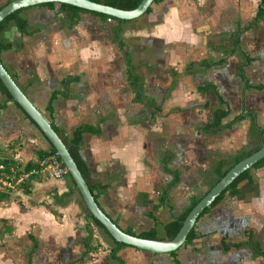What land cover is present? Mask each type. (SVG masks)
<instances>
[{
	"label": "crops",
	"instance_id": "0c3cea01",
	"mask_svg": "<svg viewBox=\"0 0 264 264\" xmlns=\"http://www.w3.org/2000/svg\"><path fill=\"white\" fill-rule=\"evenodd\" d=\"M261 1L160 0L121 22L72 18L58 4L26 7V32L10 21L0 33L9 44L0 62L51 125L67 135L91 129L80 155L109 186L98 197L103 212L123 229L162 237L217 181L220 164L230 168L264 139ZM0 105L1 151L23 165L49 150L1 92ZM216 110L226 115L207 129ZM36 176L29 194L15 189L0 202V220L13 226L0 241V264H27L32 240L31 264H264L254 255L264 251V164L202 213L194 239L174 254L115 246L82 214L67 178ZM88 234L92 250L84 251Z\"/></svg>",
	"mask_w": 264,
	"mask_h": 264
},
{
	"label": "water",
	"instance_id": "95a60500",
	"mask_svg": "<svg viewBox=\"0 0 264 264\" xmlns=\"http://www.w3.org/2000/svg\"><path fill=\"white\" fill-rule=\"evenodd\" d=\"M52 2L54 4H69L88 11L101 13L119 20H130L141 16L152 4L153 0H141L139 4L131 10H123L110 5L96 3L90 0H10L0 8V22L12 12L42 3ZM0 81L11 99L19 106L25 115L34 123L39 132L47 140L51 148L54 149L66 171L70 180L76 187L78 195L82 199L90 215L98 221L110 237L118 243L134 247L136 249L151 253H170L181 247L189 233L194 228L197 219L205 209L211 206L216 198L223 193L227 187L243 172L264 158V144L256 151L242 158L226 170L210 189L191 207L184 217L178 231L169 240L147 239L133 236L122 231L98 206L84 182L74 160L68 150L57 136L51 124L34 107L30 100L17 86L13 78L0 62Z\"/></svg>",
	"mask_w": 264,
	"mask_h": 264
},
{
	"label": "trees",
	"instance_id": "16d2710c",
	"mask_svg": "<svg viewBox=\"0 0 264 264\" xmlns=\"http://www.w3.org/2000/svg\"><path fill=\"white\" fill-rule=\"evenodd\" d=\"M96 3H101V4H106V5H110L113 6L115 8H119V9H123V10H131L133 8H135L139 2L141 0H90ZM160 0H153L154 2H157ZM7 3V2H6ZM6 3H4L3 5H0V8L2 6H4ZM54 5V3L52 2H47V3H42L39 4L37 6L40 7H52ZM25 9H18L14 12H12L11 14H9L7 17H5L1 22H0V33L2 32V30L4 29V27L10 22V21H14L16 24V27L18 29V31L20 33H25L26 32V25H25V21L20 18L19 14L20 12ZM59 9L60 10H69L72 12V18H74L76 16L77 12H89V13H93L102 17H105L107 19H111V20H119L110 16H106L104 14L101 13H96V12H92V11H88L82 8H78L75 7L73 5H69V4H64L61 3L59 4ZM149 10V8H148ZM263 10V9H262ZM264 11V10H263ZM121 22V20H119ZM120 31V28H118L116 30V37L118 36ZM9 49V44L7 43H3L0 41V55L3 51L8 50ZM207 88H209L208 85L199 87L200 91H205ZM0 92L6 96L7 100L9 102H11L16 109H18L20 111V113H22V115L28 119L32 125L34 127H36L34 125V123L25 115V113L19 108V106L11 99L10 95L8 94V92L6 91V89L4 88V86L2 85L1 81H0ZM3 107V105H0V109ZM226 115L225 111L222 110H216L213 114L212 117V121L210 123V125L207 127V129L209 128L210 130H218V128L220 127V122L221 119ZM52 128L54 129V131L56 132L57 136L60 138V140L62 141V143L64 144V146L66 147V149L68 150L69 154L71 155L72 159L74 160L84 182L86 183L91 195L93 196L94 200L96 201V203L99 206V202H98V197L100 196V194L106 192L109 189V186L107 184L102 183L98 178L93 177L89 168L87 167L86 163L83 161V159L81 158L80 155V147L82 145V134L85 131H91V129L84 127V126H80L76 129H74L73 133L71 135H67L64 132H62L61 130H59L58 128H56V126L51 125ZM37 129V127H36ZM38 130V129H37ZM39 131V130H38ZM41 134V133H40ZM41 136L44 138V136L41 134ZM44 140L47 142V140L44 138ZM48 143V142H47ZM264 144V139L260 140L258 142L257 145H255L254 147L248 149L247 151H243L241 152L239 155H237L233 161H232V165L235 164L236 162H238L239 160H241L242 158L248 156L249 154H251L252 152L256 151L258 148H260L261 145ZM49 145V143H48ZM50 146V145H49ZM12 147V146H10ZM55 153L54 149L49 148L48 151H39L37 153V159L32 161L29 160L27 162H25L23 165H20L19 163H17L11 155H9L7 152H3L0 150V165L3 166V170L2 172L8 176L14 177V175L16 176V174H20L23 171L29 170L31 167L33 166H37L38 161L48 155V154H52ZM264 164V158L262 160H260L259 162H257L255 165H253L252 167H256V166H261ZM251 167V168H252ZM227 170V169H226ZM226 170H222V164H220L217 169H216V176H217V180L222 177L224 175V173L226 172ZM249 170V169H248ZM248 170H246L245 172H243L242 174H240L228 187L227 189L221 193L216 200L211 204V206H213L217 201H219L221 199V197H223L224 195H229V196H233L235 195L237 189V183L243 179L247 173ZM66 178L72 183V181L70 180V177L68 175V173L66 172ZM39 177L38 176H30L26 179L23 180V182L19 183L16 186V190H19L20 192L24 193V194H29L32 190V183L34 180H38ZM72 190L78 194V191L76 189V187L74 186V184L72 183ZM11 192H8V190H0V202L1 201H8L10 199V194ZM165 192L161 193L159 196V199L161 202L164 201L165 199ZM79 196V195H78ZM199 199H194L191 201L189 207L181 214L177 215L176 217H174L170 222L166 223L163 226V230H164V234L162 237H159L156 230L151 228L147 231H141V232H135L131 229H123L121 228L115 221H113L122 231L126 232L127 234L133 235V236H138L141 238H147V239H161V240H169L171 239L176 232L178 231L184 217L186 216V214L189 212V210L191 209V207L198 201ZM78 205L79 208L82 212V214L85 216L86 219H88L89 221H91L94 225H96L98 228H100L114 243L115 246L117 247H121V246H126L122 243H118L115 242L110 235L103 229V227L98 223V221H96L88 212V210L86 209L82 199L80 198V196L78 197ZM210 206V207H211ZM100 207V206H99ZM210 207H208L207 209L204 210L207 211ZM101 208V207H100ZM102 210V209H101ZM103 211V210H102ZM52 212L54 214H56L53 210ZM203 212V213H204ZM202 215V214H201ZM200 215V216H201ZM194 228H192L184 243H190L193 239H194ZM13 234V226L9 223L8 220L6 219H1L0 220V241H2L6 236H12ZM91 235L88 234L87 239L84 242V251H91L92 247L90 245L91 243ZM29 239H31V235H29ZM32 248L29 250L28 255H27V264H31V257H32V253L34 252L37 243L35 240H32ZM112 252V251H111ZM170 254H174L173 252H170ZM254 255L258 256V257H262L264 258V251L260 248L255 249L254 251Z\"/></svg>",
	"mask_w": 264,
	"mask_h": 264
},
{
	"label": "built area",
	"instance_id": "2783aa9c",
	"mask_svg": "<svg viewBox=\"0 0 264 264\" xmlns=\"http://www.w3.org/2000/svg\"><path fill=\"white\" fill-rule=\"evenodd\" d=\"M261 8L264 10V0L261 1ZM2 170L3 166L0 165V190H8V192L14 191L19 183L32 175H42L47 178L62 181L66 178L67 172L56 152L42 157L38 161L37 166H33L20 174L18 173L16 176L11 177V179Z\"/></svg>",
	"mask_w": 264,
	"mask_h": 264
},
{
	"label": "rangeland",
	"instance_id": "374dc122",
	"mask_svg": "<svg viewBox=\"0 0 264 264\" xmlns=\"http://www.w3.org/2000/svg\"><path fill=\"white\" fill-rule=\"evenodd\" d=\"M12 192L14 193V191H12ZM13 193L10 194V199H11Z\"/></svg>",
	"mask_w": 264,
	"mask_h": 264
}]
</instances>
